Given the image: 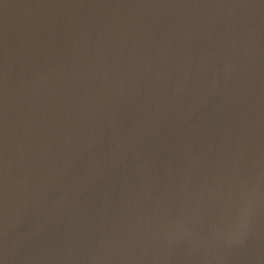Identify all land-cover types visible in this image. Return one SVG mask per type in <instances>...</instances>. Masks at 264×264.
Returning a JSON list of instances; mask_svg holds the SVG:
<instances>
[{
  "label": "water",
  "instance_id": "water-1",
  "mask_svg": "<svg viewBox=\"0 0 264 264\" xmlns=\"http://www.w3.org/2000/svg\"><path fill=\"white\" fill-rule=\"evenodd\" d=\"M0 264H264V0H0Z\"/></svg>",
  "mask_w": 264,
  "mask_h": 264
}]
</instances>
